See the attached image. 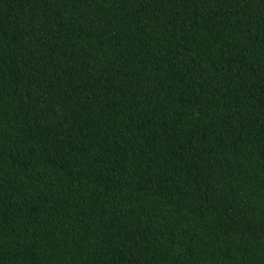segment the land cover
<instances>
[{"label":"trees","instance_id":"obj_1","mask_svg":"<svg viewBox=\"0 0 264 264\" xmlns=\"http://www.w3.org/2000/svg\"><path fill=\"white\" fill-rule=\"evenodd\" d=\"M0 264H264V0H0Z\"/></svg>","mask_w":264,"mask_h":264}]
</instances>
